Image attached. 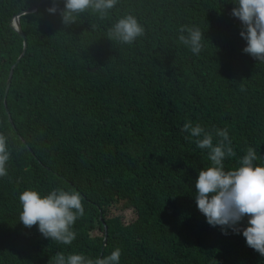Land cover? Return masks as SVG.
I'll return each instance as SVG.
<instances>
[{
    "label": "trees",
    "instance_id": "1",
    "mask_svg": "<svg viewBox=\"0 0 264 264\" xmlns=\"http://www.w3.org/2000/svg\"><path fill=\"white\" fill-rule=\"evenodd\" d=\"M42 1L0 0V133L11 152L0 177V264H53L58 252L94 260L114 248L120 264H264L197 211L194 182L210 161L180 131L198 123L215 144L226 129L234 155L225 171L248 148L264 163V63L242 52L232 0H117L67 24L62 0ZM53 3L57 14L46 11ZM34 8L20 17L28 47L6 110L24 48L13 20ZM125 14L144 28L131 45L108 36ZM182 25L203 33L199 56L178 43ZM53 188L82 197L70 245L18 221L21 192ZM116 206L133 220L110 215Z\"/></svg>",
    "mask_w": 264,
    "mask_h": 264
},
{
    "label": "clouds",
    "instance_id": "2",
    "mask_svg": "<svg viewBox=\"0 0 264 264\" xmlns=\"http://www.w3.org/2000/svg\"><path fill=\"white\" fill-rule=\"evenodd\" d=\"M62 2L59 15L62 22L67 24L88 9L103 16L115 6L117 0ZM232 3L234 6L230 15L240 22L239 36L245 42L242 52L264 63V0H232ZM46 11L57 14L58 10L53 3ZM12 25L14 28V20ZM143 34L142 24L132 14L118 18L108 31L110 39L124 45H131ZM177 40L193 55L199 56L203 48L202 40L205 39L198 27L182 25L178 28ZM180 131L187 134L186 139L194 140L196 148L206 150L210 161V166L198 171L194 182L192 198L197 211L208 226L219 228L221 235L239 234L246 247L264 257V163L255 164L257 154L248 148L239 158L238 167L225 171L223 161L234 155L226 129L215 130V135L220 138L215 144L213 134L198 123L185 122ZM10 156L8 138L0 133V177L7 174ZM18 202V221L25 228L30 229L35 225L43 238L63 245H70L75 239L72 226L84 214L79 192L53 188L47 194H41L37 190L26 189L19 194ZM245 220L246 223L241 226ZM120 255L119 248L94 260L80 253L64 255L58 252L53 264H120Z\"/></svg>",
    "mask_w": 264,
    "mask_h": 264
},
{
    "label": "water",
    "instance_id": "3",
    "mask_svg": "<svg viewBox=\"0 0 264 264\" xmlns=\"http://www.w3.org/2000/svg\"><path fill=\"white\" fill-rule=\"evenodd\" d=\"M45 2L42 1V3ZM41 3V4H42ZM40 4V5H41ZM37 9H28V10H25V11H21L20 13H18V15H16V17H14V29L16 30V32L19 33L20 37L22 39H24V49H23V52L20 56V58L16 61L15 65L12 67L11 71H10V75H9V79L7 81V85H6V90H5V106H6V110L7 109V97H8V94H9V91H10V88H11V84H12V77H13V73H14V69L16 68V66L18 65V63L21 62V60L23 59V57L25 56L26 54V50H27V43L25 42V35L24 33L22 32V28H21V25H20V22H19V19L21 16H24V15H27V14H31V13H34ZM10 120L12 121L11 119V116H9Z\"/></svg>",
    "mask_w": 264,
    "mask_h": 264
},
{
    "label": "rangeland",
    "instance_id": "4",
    "mask_svg": "<svg viewBox=\"0 0 264 264\" xmlns=\"http://www.w3.org/2000/svg\"><path fill=\"white\" fill-rule=\"evenodd\" d=\"M109 213H110V215H114V216L122 215L127 222L132 221L134 218V214L132 211H130V210L123 211L121 206H119V207L116 206V207L110 208Z\"/></svg>",
    "mask_w": 264,
    "mask_h": 264
}]
</instances>
